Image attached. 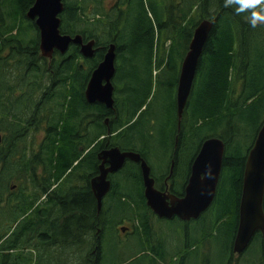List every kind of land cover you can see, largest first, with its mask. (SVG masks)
<instances>
[{"label": "trees", "instance_id": "1", "mask_svg": "<svg viewBox=\"0 0 264 264\" xmlns=\"http://www.w3.org/2000/svg\"><path fill=\"white\" fill-rule=\"evenodd\" d=\"M35 1L0 0V264H124L114 259L124 220L132 232L121 231L140 238L147 264L168 263L166 235L156 234L158 218L147 206L139 164L128 161L113 176L98 211L91 181L99 174V154L114 147L139 153L152 176L174 162L175 170L186 169V185L201 146L212 137L226 145L217 197L198 221L170 222L195 231L197 240L185 239L188 253L218 231L233 252L245 164L264 124V25L253 28L247 12L237 14L224 0H148V6L145 0H64L61 33L95 40L97 52L85 59L71 45L65 55L47 59L35 22L27 18ZM203 20L214 28L179 127L181 66ZM111 44L117 60L109 110L89 104L85 91ZM144 75L151 83L165 77L174 88L173 108L160 128L167 169L151 162L155 125L148 106L143 110L146 99L137 102L139 89L126 82L138 86ZM109 240L114 246L107 250ZM254 245L257 262L248 256ZM228 256L227 264H264V235L256 234L238 259Z\"/></svg>", "mask_w": 264, "mask_h": 264}, {"label": "water", "instance_id": "2", "mask_svg": "<svg viewBox=\"0 0 264 264\" xmlns=\"http://www.w3.org/2000/svg\"><path fill=\"white\" fill-rule=\"evenodd\" d=\"M63 11L64 0H36L28 11L27 18L35 22L39 31L41 55L52 59L56 52L65 55L71 45H76L80 47L83 58H94L97 52L95 40L84 42L80 35L72 37L61 33L60 16ZM213 28V21L200 22L182 63L176 94L179 127L193 92L204 48ZM116 60V46L111 44L88 82L85 97L89 104H102L109 110L114 108L113 81L116 75ZM225 153L226 145L222 139L216 137L207 139L192 164L185 195L178 198L155 188L152 169L141 154L123 152L117 147L102 150L99 154L101 162L99 174L91 181L98 211L102 210L103 201L112 190L110 175L122 170L126 162L130 161L140 164L147 204L159 218L178 217L187 222L198 220L211 208L217 197ZM122 231L125 232L126 229ZM258 232L264 233V124L245 164L234 253L243 254Z\"/></svg>", "mask_w": 264, "mask_h": 264}, {"label": "rangeland", "instance_id": "3", "mask_svg": "<svg viewBox=\"0 0 264 264\" xmlns=\"http://www.w3.org/2000/svg\"><path fill=\"white\" fill-rule=\"evenodd\" d=\"M145 4L148 6V0H145ZM140 65L143 69H146L144 61H140ZM165 80V77H161L157 81L152 80L151 83L148 77L144 75L143 77L139 78V81H137L138 86L135 85L136 83H134L135 81H133V79L126 80L129 87H136L139 89V97L137 102L141 101L143 98L146 99L147 105L145 108H143V110H145L148 106L149 113L147 115L153 119V125H155L154 137L156 150L151 156V162L154 163V165H159L160 162H164L166 159V152L161 147L163 136L160 132V128L165 121L168 110L173 108L174 88H171L173 85L167 83ZM248 141L249 145L251 140ZM246 145L247 140L243 142L244 148ZM164 163L165 169H167L166 164L169 162L166 161ZM227 177L229 178V176ZM115 218H118V216H114V218L110 217L109 219L110 221L114 222ZM155 222V225L157 226L156 228L161 231V235H166L170 258L168 263L159 261L156 262V264H182L183 259L181 255L185 253V250L182 254L180 253L184 248L185 239L189 240L190 242L197 240L198 237L196 236L195 231H191L188 237L187 230L183 228L179 222L167 223L161 222L158 219H155ZM123 226L130 227L126 232H132L133 224L131 222H129L128 225L124 224ZM125 233L119 231L120 239L118 240V249L116 250L114 259H125L124 264H147L150 260L148 257L149 252L144 253V251H140L138 246L140 238L133 234L127 236ZM224 235L225 234L223 231H218L215 239H212L209 242L207 241V244H202L199 246V249H196L193 252L191 251L189 255L192 264L195 263L193 254H200V258L198 260L200 264H226L227 257H229L228 255L232 252L230 250L231 246L230 243H228L229 241L227 240V236ZM106 245L107 250L113 249L114 244L112 241L109 240ZM178 254L180 255L174 258V256ZM248 254V256H251L253 260L256 262L258 261L260 252L255 249V245L249 249Z\"/></svg>", "mask_w": 264, "mask_h": 264}, {"label": "flooded vegetation", "instance_id": "4", "mask_svg": "<svg viewBox=\"0 0 264 264\" xmlns=\"http://www.w3.org/2000/svg\"><path fill=\"white\" fill-rule=\"evenodd\" d=\"M175 163L174 162H172V166H171V168L169 169V170H167V171H164V170H158V171H156V175H154V176H152L153 178H154V180H155V188L157 189V190H159V191H161V192H163V193H165V194H167V195H173V196H176V197H178V198H183L184 197V195H185V190H186V186H187V184H188V182H187V184L186 185H184L183 184V182H182V179H184V176H186L187 175V172H185V169H184V167L183 168H181V167H176V170H175ZM139 166H140V164H139ZM192 167V166H191ZM124 168V167H123ZM121 172V170L119 171V172H117L116 174H113V175H110V177H109V179L111 180V182H112V179H113V176L114 175H118L119 173ZM153 175V174H152ZM190 176H191V169H190V175H189V178H190ZM189 178H188V181H189ZM145 188V187H144ZM144 194H145V192H144ZM146 202H147V200H146ZM147 206H148V204H147ZM149 207V206H148ZM240 209V208H239ZM151 210V209H150ZM151 212H152V214H154V216H155V218H158V219H161V218H159L152 210H151ZM176 218H178V217H174L173 219H161V220H167V221H172V220H175ZM179 219V218H178ZM200 219V218H199ZM198 219V220H199ZM238 219H239V216H238ZM181 220V219H180ZM198 220H192V221H198ZM182 222H184L183 224H184V226H185V223L186 224H189V223H191L192 221H189V222H187V221H183V220H181ZM124 224H129V222L128 221H126V220H124L123 222H122V224H120L121 226L119 227V231L120 232H122L121 230L122 229H128V228H130V227H128V226H123ZM238 225H239V222H238ZM187 231H188V229H186ZM160 231H159V229H157V231H156V234H158ZM237 232H238V230H237ZM237 232H236V236H235V239H236V237H237ZM258 233H261V232H258ZM257 233V234H258ZM187 234H189L190 235V232L188 233L187 232ZM261 234H263L264 235V233H261ZM189 235H188V237H189ZM156 237H157V235H156ZM234 243H235V240H234ZM199 246L200 245H198V246H194L193 247V251L194 250H196V249H199ZM184 248H185V253L184 254H182L181 255V257H182V259H183V262H182V264H192V262H191V260H190V255H189V251H188V249H189V242H188V244L187 245H185L184 246ZM204 253H205V250H204ZM231 254H233L234 255V258L235 259H238L240 256H242L243 254H236V253H234V244H233V252L231 253ZM193 258H194V261H195V263H193V264H200L199 262H198V260H199V258H200V254H198V255H195V254H193ZM205 264V263H204ZM227 264V263H226ZM230 264H232V263H230Z\"/></svg>", "mask_w": 264, "mask_h": 264}, {"label": "clouds", "instance_id": "5", "mask_svg": "<svg viewBox=\"0 0 264 264\" xmlns=\"http://www.w3.org/2000/svg\"><path fill=\"white\" fill-rule=\"evenodd\" d=\"M224 6L234 7L237 14L247 12L253 28L264 25V0H224Z\"/></svg>", "mask_w": 264, "mask_h": 264}, {"label": "bare ground", "instance_id": "6", "mask_svg": "<svg viewBox=\"0 0 264 264\" xmlns=\"http://www.w3.org/2000/svg\"><path fill=\"white\" fill-rule=\"evenodd\" d=\"M232 216V215H231Z\"/></svg>", "mask_w": 264, "mask_h": 264}]
</instances>
